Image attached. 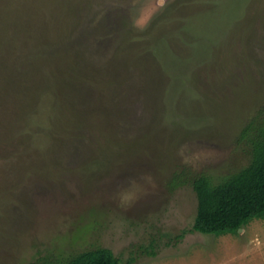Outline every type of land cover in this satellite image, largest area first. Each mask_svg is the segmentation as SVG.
Masks as SVG:
<instances>
[{"label":"rangeland","instance_id":"obj_1","mask_svg":"<svg viewBox=\"0 0 264 264\" xmlns=\"http://www.w3.org/2000/svg\"><path fill=\"white\" fill-rule=\"evenodd\" d=\"M263 124L264 0H0V264H264L192 231Z\"/></svg>","mask_w":264,"mask_h":264},{"label":"trees","instance_id":"obj_2","mask_svg":"<svg viewBox=\"0 0 264 264\" xmlns=\"http://www.w3.org/2000/svg\"><path fill=\"white\" fill-rule=\"evenodd\" d=\"M262 147L253 162L215 185L207 175L193 180L197 211L192 231L224 235L235 233L254 218H264V124L261 126ZM39 264H118L108 248L77 253L69 260Z\"/></svg>","mask_w":264,"mask_h":264},{"label":"water","instance_id":"obj_3","mask_svg":"<svg viewBox=\"0 0 264 264\" xmlns=\"http://www.w3.org/2000/svg\"><path fill=\"white\" fill-rule=\"evenodd\" d=\"M239 230H241V229H239Z\"/></svg>","mask_w":264,"mask_h":264}]
</instances>
